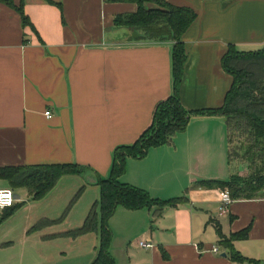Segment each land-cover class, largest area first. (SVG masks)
I'll return each instance as SVG.
<instances>
[{"label":"crops","instance_id":"crops-1","mask_svg":"<svg viewBox=\"0 0 264 264\" xmlns=\"http://www.w3.org/2000/svg\"><path fill=\"white\" fill-rule=\"evenodd\" d=\"M165 1L197 13L183 33V105L220 106L233 81L222 56L229 44L242 51L264 45V0ZM23 8L32 25L0 1V169L52 162L84 168L38 198L23 174L0 172V188L11 187L17 204L0 222V264H90L100 234L71 230L98 201V178L109 175L115 147L135 140L173 91V40L136 38L133 28L114 23L116 15L137 10L130 1L24 0ZM229 134L225 115H195L170 142L127 157L121 181L155 198L185 199L159 214L156 206L118 205L109 221L114 264H252L232 260L221 241L246 227L232 245L264 262V189L232 197L220 186L198 184L241 174L229 155Z\"/></svg>","mask_w":264,"mask_h":264},{"label":"trees","instance_id":"trees-1","mask_svg":"<svg viewBox=\"0 0 264 264\" xmlns=\"http://www.w3.org/2000/svg\"><path fill=\"white\" fill-rule=\"evenodd\" d=\"M4 1L22 14L23 23L31 24L24 11V0L15 4L13 0ZM122 1V0H112ZM134 2L137 10L122 12L115 16L114 23L127 25L134 29L135 37L159 38L173 40L172 67L173 91L155 105L151 122L132 142L118 145L113 150L112 166L109 175L98 178L100 197L95 202L84 219L82 226L71 230L73 234L95 230L100 234V242L95 258L90 264H114L110 244L112 231L109 225L110 217L118 205L127 208L156 206L158 214L166 205H174L184 200V196L171 199L155 198L144 189L120 180L126 169L127 157H142L147 151L159 144L168 143L173 136L186 128L190 118L201 114L225 115L230 125L229 140L233 131L247 134L248 146L245 156L260 160L261 170L256 174L243 176L233 174L229 179H203L198 184L220 186L227 189L232 197H250L264 189V45L258 50H238L229 44L221 59L224 69L232 75V84L226 92L224 102L220 106L189 109L183 105L179 96V87L183 78L184 63L187 51L183 33L196 18V11L187 5H174L165 0H123ZM153 2V3H152ZM148 3H152L148 5ZM139 29L143 30L140 35ZM236 152V151H235ZM230 158L233 149H229ZM83 166L75 162H52L49 164L27 165L20 167L1 168L2 175L12 178L13 174H23L25 184L34 193V198L43 196L55 183L67 173H82ZM82 190L78 192L77 195ZM17 209V204L4 208L0 222ZM219 233L221 231L219 230ZM248 234V227L233 233L230 238L221 234L222 243L229 247L232 260H248L252 264H264L256 258H248L232 245L236 237Z\"/></svg>","mask_w":264,"mask_h":264},{"label":"rangeland","instance_id":"rangeland-1","mask_svg":"<svg viewBox=\"0 0 264 264\" xmlns=\"http://www.w3.org/2000/svg\"><path fill=\"white\" fill-rule=\"evenodd\" d=\"M148 40L159 41V38H153V39L148 38ZM231 140H232L231 149H233V156H234L233 161L235 163L237 162L239 163L238 168L242 170L241 174L243 176H248L251 173L256 174L260 172L261 170L259 169V167L262 165V163H260V160L256 158L253 160L251 156L249 157L245 156V151L248 146L247 134H242L240 132L233 131L231 134Z\"/></svg>","mask_w":264,"mask_h":264},{"label":"built area","instance_id":"built-area-1","mask_svg":"<svg viewBox=\"0 0 264 264\" xmlns=\"http://www.w3.org/2000/svg\"><path fill=\"white\" fill-rule=\"evenodd\" d=\"M46 116L50 117L51 111L46 110L45 111ZM224 199L229 201V194H224ZM15 202V192L11 187L8 188H0V210L8 207L9 205H12ZM220 211H223L225 209L224 205H220L219 207ZM139 245L141 246H152L153 243L148 240H140ZM215 251H218L219 248L216 246L213 248Z\"/></svg>","mask_w":264,"mask_h":264},{"label":"water","instance_id":"water-1","mask_svg":"<svg viewBox=\"0 0 264 264\" xmlns=\"http://www.w3.org/2000/svg\"><path fill=\"white\" fill-rule=\"evenodd\" d=\"M223 255H226V252H223Z\"/></svg>","mask_w":264,"mask_h":264}]
</instances>
